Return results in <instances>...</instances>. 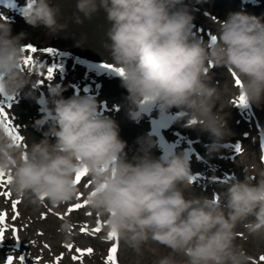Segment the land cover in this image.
<instances>
[{"label":"clouds","instance_id":"obj_1","mask_svg":"<svg viewBox=\"0 0 264 264\" xmlns=\"http://www.w3.org/2000/svg\"><path fill=\"white\" fill-rule=\"evenodd\" d=\"M76 9L84 19L101 9L105 14L107 64L123 69L119 76L130 118L139 115L142 102H154L161 110L175 107L209 134L206 148L212 154L233 133L225 114L213 111L221 93L231 89L211 82L210 64L240 78L238 92L247 102L264 103V22L259 17L229 13L218 20L215 39L205 41L196 34L194 10L184 0H76ZM20 11L33 27L43 25L53 34L66 28L50 0H26ZM76 23H83L80 16ZM24 42V33L13 36L0 23V93L9 97L32 83L22 68ZM61 92L55 83L49 88L52 107L42 108L44 116L33 125L39 130L48 124L39 141L26 147L0 128V170L10 174L17 197L34 208L64 205L77 196L76 170L86 167L89 209L105 221L106 233L115 231L138 255L151 241L170 249L154 264H249L236 243V229L243 223L250 235L264 231V168L256 182L247 171L242 180L232 179L224 202L218 193L187 196L191 174L184 154L153 158L155 142L146 136L137 139L138 154L128 159L118 124L98 112L97 100L87 94L65 99ZM71 227L66 218L58 232L70 239Z\"/></svg>","mask_w":264,"mask_h":264},{"label":"rangeland","instance_id":"obj_2","mask_svg":"<svg viewBox=\"0 0 264 264\" xmlns=\"http://www.w3.org/2000/svg\"><path fill=\"white\" fill-rule=\"evenodd\" d=\"M236 4L239 5V3L229 5L236 6ZM223 5L225 4L215 8L214 11H219L224 7ZM247 7L248 11L245 14L257 16L264 22V0L248 2ZM37 43L34 40L33 44ZM47 44L50 43L47 42ZM213 67L215 66L210 67L211 82L213 84L221 88L225 86L228 88V84H233L226 68L215 67L213 69ZM89 78L90 83H83L82 86L89 87V84H91L93 88V80L96 77L93 76L92 78L89 76ZM81 84L82 82L78 86L79 92H81ZM82 91V95L87 94L84 92V88H82ZM98 102L100 101L98 100ZM246 103L247 107L237 110L228 101V94L221 93V99L216 103L213 111L220 110L225 114L228 127L231 129L233 135L225 139L223 142L224 146L219 152L208 153L206 145L211 142V139L207 132L193 127L196 123L190 124L189 122H185L180 127L174 128V126H171L167 129V144L169 142L172 145L167 150L171 151L172 154L182 153L188 160L190 159L189 157L195 159L193 163L188 161L191 177L189 180L190 186L185 188V195L190 196L193 194L211 198L214 193H218L221 201L224 202L227 186L232 179L242 180L245 171L251 176L253 182L260 179L258 172L264 168V160L261 159L263 153L261 137H263L264 141V103H261L259 107L252 104L257 113L256 115L252 111L251 102ZM244 108H246L247 112ZM181 118L185 120L184 116ZM33 122L27 123L26 127L24 124L23 133H21L30 143L34 140L39 141L43 137L41 134L48 130L47 125H42L37 131V128L33 126L35 121ZM140 128L151 130L147 123L143 124V122H141ZM259 128L262 129V132L259 131ZM122 130L125 134L121 133ZM202 133L204 137L200 139L198 135ZM145 135L150 137L156 144L160 142L153 134ZM119 136L122 140L126 141L125 152L127 153V158L131 159L134 155H137L140 147L137 139L141 137L137 138L135 131L127 127H119ZM237 143L241 145V152L239 153H236L234 148ZM179 148L185 150L180 151ZM77 187L80 194L79 199L76 196L74 200L59 207L45 204L39 208H34L20 200L14 210L12 202L19 200V197L11 190L10 183L0 185V212L6 214L5 236L0 241V264H6L8 257L12 258V264H56L55 258L59 256H62L59 264H81L80 261L72 259V256L76 254L75 249H87L89 247L93 249V252L83 257L82 264H105L108 249L113 242L118 243L116 254L118 264H154L159 258L170 254V249L151 241L143 247L142 254L140 255L124 245L119 239L118 241H109L107 233L104 230L105 221L97 213L89 209L88 205L74 210L68 215H64L70 205L78 202L82 203L86 200L87 194L91 189V181L87 175L82 178ZM5 192H8L9 195H3ZM48 209L52 211L49 212ZM89 212L92 215H86ZM42 213L46 214L45 218H41ZM56 213H59L60 216L56 215ZM14 215L16 218L12 219ZM61 216H63V219L60 218ZM66 218L71 221L72 225L71 232L69 233L70 239H66L64 235L58 232L63 220ZM248 219L253 220L254 217H249ZM97 220L100 222L103 220V224L100 223L102 230L99 233L93 234L91 229L97 226ZM83 225L88 226L89 232L80 231ZM17 227L19 228L18 233L15 231ZM236 231V243L249 256V264H264V262L259 260V257L264 255V231L257 235H250L244 228L243 223L237 226ZM16 234L18 237L14 238L13 236ZM32 234H35V237H32ZM69 243L73 245L71 251L64 247L65 244ZM45 244L48 247H45ZM21 257H23V260L20 259ZM176 259L183 258L176 255Z\"/></svg>","mask_w":264,"mask_h":264},{"label":"bare ground","instance_id":"obj_3","mask_svg":"<svg viewBox=\"0 0 264 264\" xmlns=\"http://www.w3.org/2000/svg\"><path fill=\"white\" fill-rule=\"evenodd\" d=\"M184 2L189 4L194 10L195 19L193 24L196 34L207 41L215 33L219 19H225L229 13L233 12L247 13V3H251L253 0H184ZM50 3L53 7L59 9L58 23L66 25L65 29L55 34L49 32L43 25L33 27L25 21L20 9L26 5V0H0V23L7 24L13 36L20 33L25 34V49L29 44L37 48L36 53L30 54L27 49L24 51V56L30 54L36 62L29 67L22 65L32 83L25 85L16 95L11 96V99H9V96L0 93V107L5 109L6 117V119L5 117H0V128L4 130L6 127L14 128L16 130L14 134L23 138L24 136L21 134L23 133V125L25 124L24 126L26 127L27 123H34L33 121L44 116L41 111L42 108L52 107L49 88L55 83L62 89L61 95L65 99L74 94L82 95V88H84V92L87 95L93 96L97 102L98 100L100 101L98 102V112L100 114L114 119L119 127L133 129L137 138L146 137L145 134H153L160 142L155 143L154 147L151 148L152 157L159 158L162 155L172 153L167 150V148L172 146L169 142L167 144V129L171 126H174V128L180 127L183 123L191 120H183L181 118L183 114L175 107L161 110L154 102H142V106L138 109L139 115L135 119L130 118L126 101L128 93L121 86L120 76L110 68L104 67L107 62H110V56L108 50L104 47L107 42L106 31L109 25L103 10L101 9L93 14L91 19H84L82 14L76 9V0H50ZM233 3H239V5H229ZM222 4H225L222 9L214 11L215 8ZM77 16L81 17L83 23H76ZM17 19H20V21ZM34 40L38 43L33 44ZM47 42L50 44H47ZM47 47L54 51L51 54L40 51V49ZM52 65H56V67L52 77L49 79L46 75L47 67ZM210 67L212 65H209ZM227 72L233 84H228L231 92L225 91L224 94H228V101L231 102V106L240 110L243 104L233 103L239 96L238 89L240 87L234 83L235 78L232 72L228 69ZM89 76L92 78L93 76L96 77L93 80V88L91 84H89L90 88L82 86L83 83H90ZM81 82V92H79L78 86ZM98 92L99 94H97ZM251 107L256 115L257 113L252 103ZM244 109L246 110V108ZM140 121L143 124L147 123L151 130L141 129ZM166 122L167 125L164 127L163 123ZM44 125L48 126L47 123ZM121 133L125 134L123 130ZM41 135L43 136V134ZM198 137L202 139L204 134L202 133ZM22 140L19 144H23L26 147L31 144L26 137ZM179 150L183 151L185 149L179 148ZM189 158L188 161L193 163L195 159L193 157ZM7 175L6 173L5 180ZM20 200L19 198L18 201ZM101 224H103V220H101ZM18 229V227L15 229L16 233L19 232ZM13 237H18V235L16 234ZM32 237H35V234H32Z\"/></svg>","mask_w":264,"mask_h":264},{"label":"snow or ice","instance_id":"obj_4","mask_svg":"<svg viewBox=\"0 0 264 264\" xmlns=\"http://www.w3.org/2000/svg\"><path fill=\"white\" fill-rule=\"evenodd\" d=\"M215 37L214 36H210L209 37V40H214ZM26 49L27 51L31 54V53H36L37 52V48L32 46V45H27L26 46ZM25 48L22 49V51H25L26 50ZM40 51L44 52V53H47V54H51L54 50L51 49V48H43V49H40ZM27 55V56H24L23 57V65L24 67H29L31 65H34L36 62L33 60L32 58V55ZM211 65V64H210ZM56 65H52L50 67H47V78H51L52 75H53V71L55 69ZM104 67L106 68H110L112 71H114L115 73H117L118 75H123V69L122 68H118L114 65H111V64H105ZM233 77L235 78L234 79V83L239 86V87H242V83L239 79V77L233 72L232 73ZM39 82H42V81H39ZM12 97H9V99H11ZM147 99V98H146ZM247 101H246V97L244 96L243 93L239 94V96L236 98L235 101H233V103H237V104H245ZM0 117H5V109L3 107H0ZM6 119V117H5ZM190 124H195L197 123L195 120H191L189 121ZM6 132L11 136V138L13 139L14 142L16 143H19L23 138L20 136V135H15V129L14 128H8L6 127ZM262 148H264V143H262L261 145ZM235 151L236 153H239L241 152V145L239 143H237L235 146ZM262 160H264V156L261 157ZM5 175L6 173L3 171V170H0V185L4 184V183H10L11 182V176L10 174L7 175V179L5 180ZM87 175V168H81V169H77L76 170V173H75V176H74V179H73V183L74 184H78L81 182L82 178L85 177ZM3 195H9L8 192H5L3 193ZM80 197V194L77 193V199H79ZM13 204V209L15 210L16 206L19 204V201L18 200H14L12 202ZM88 204V201L87 200H84L82 203L78 202V203H75L73 205H70L67 209V211L64 213V215H68L69 213H71L72 211L74 210H77V209H81L83 207H85L86 205ZM49 212H51L52 210L51 209H48ZM18 214V213H17ZM45 215L44 213L41 214V218H45ZM56 215L60 216L59 213H56ZM86 215H92V213H86ZM16 216L14 215L12 217V219H15ZM61 219H63V216L60 217ZM5 220H6V214L5 213H2L0 212V239H3L4 236H5ZM100 221L97 220V226L93 229H91V232L93 234H96V233H99L101 231V227H100ZM80 231L81 232H89V228L87 225H83L81 226L80 228ZM107 239L109 241H118V237H117V234L115 233V231H110L107 233ZM45 247H48L47 244H45ZM65 248H67L69 251H71L73 249V245L72 244H65L64 245ZM117 250H118V243L117 242H113L110 246V248L108 249V254L105 258V264H118V261H117ZM93 252V249L92 248H87V249H80V248H76L75 249V253L73 256H72V259L74 261H80L81 264H82V261H83V257L85 255H90L91 253ZM21 260H23V257L20 258ZM56 264H59V261L62 259V256H59V257H56ZM259 260L261 262H264V255H261L259 257ZM6 264H12V258L11 257H8L7 258V262Z\"/></svg>","mask_w":264,"mask_h":264}]
</instances>
